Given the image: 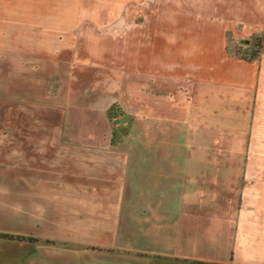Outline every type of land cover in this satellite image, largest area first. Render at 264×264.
<instances>
[{
	"label": "crops",
	"instance_id": "crops-1",
	"mask_svg": "<svg viewBox=\"0 0 264 264\" xmlns=\"http://www.w3.org/2000/svg\"><path fill=\"white\" fill-rule=\"evenodd\" d=\"M122 9L0 0V264H264V0Z\"/></svg>",
	"mask_w": 264,
	"mask_h": 264
},
{
	"label": "rangeland",
	"instance_id": "rangeland-1",
	"mask_svg": "<svg viewBox=\"0 0 264 264\" xmlns=\"http://www.w3.org/2000/svg\"><path fill=\"white\" fill-rule=\"evenodd\" d=\"M98 1V0H96ZM109 3H116V0H101ZM123 5L122 10L93 11L92 14L98 19L118 18L134 21L139 25L140 31L156 30V34H161L167 41V0H117ZM241 42L237 49V54L241 56L251 54L255 50L256 38ZM116 108H113V112ZM113 116V113L111 114ZM243 146V140L237 144Z\"/></svg>",
	"mask_w": 264,
	"mask_h": 264
},
{
	"label": "trees",
	"instance_id": "trees-1",
	"mask_svg": "<svg viewBox=\"0 0 264 264\" xmlns=\"http://www.w3.org/2000/svg\"><path fill=\"white\" fill-rule=\"evenodd\" d=\"M256 49L252 50L251 54L246 56H241V53H238V56L243 60H249V61H255L261 58L263 52H264V37L256 38ZM0 238L10 239V240H17L22 241L26 238L20 237V236H11V235H0ZM37 241V240H34Z\"/></svg>",
	"mask_w": 264,
	"mask_h": 264
},
{
	"label": "water",
	"instance_id": "water-1",
	"mask_svg": "<svg viewBox=\"0 0 264 264\" xmlns=\"http://www.w3.org/2000/svg\"><path fill=\"white\" fill-rule=\"evenodd\" d=\"M117 123V122H116Z\"/></svg>",
	"mask_w": 264,
	"mask_h": 264
}]
</instances>
